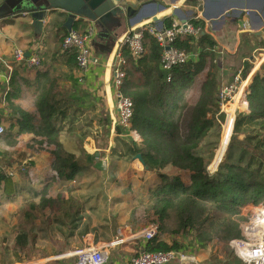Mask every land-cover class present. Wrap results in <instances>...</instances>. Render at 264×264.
Listing matches in <instances>:
<instances>
[{"label": "crops", "instance_id": "obj_1", "mask_svg": "<svg viewBox=\"0 0 264 264\" xmlns=\"http://www.w3.org/2000/svg\"><path fill=\"white\" fill-rule=\"evenodd\" d=\"M162 2L168 7L158 13L162 23L167 17L178 19L170 14L173 6L180 8L181 16L198 17L203 22V34L210 35L215 41L214 53L230 57L233 60L231 68L243 78L247 77L246 96L250 106L247 110L251 111L238 112L241 116L253 114L256 103L251 97L250 85L255 77H264V0ZM202 12H205L204 16ZM65 22L66 15L62 9L50 10L38 36L28 15H11L0 21V125L5 127L4 134L0 136V171L12 179V189L8 193L4 191L3 180H0V206L6 202L22 203L24 198L40 195L46 188L48 196L62 194L64 199L69 196L74 199L71 210L44 209L41 220H35L30 227L33 241L24 249L14 246L20 228L5 229L0 236V264H76L75 252L94 245L106 246L107 253H110L106 264H128L137 255L135 250L140 252L145 242L133 239L144 224L138 221L137 210L144 207L142 213L155 218L145 206L151 192L161 183L160 173L144 167L136 154L131 157L124 155V143L129 141L128 138L140 141V135L136 138L128 130L119 132L120 127L116 125L111 64L118 43L110 52L96 47L99 54L107 57L106 65L90 67L80 78L79 70L61 49V40L68 32ZM80 22L90 23L80 19L74 25ZM147 22L149 20L144 18L135 26ZM126 31L128 27L123 26L120 34ZM38 46L40 66L14 60L15 48L22 49L24 55H31ZM198 51L190 53L189 59L197 61ZM48 80L51 82L50 99L61 101L67 109L64 115L56 112L52 121L59 127V141L81 162H86L82 153L105 157V168L100 158L98 160V170L104 168L100 175L91 165L90 173L76 183L59 179L52 168L54 145L47 144L45 137L36 132L40 129L41 118L34 103ZM197 85L196 81L188 91ZM21 116H28V130L20 131ZM225 137L223 133L212 165L223 153L227 143L223 141ZM168 167V172L162 170L161 173L178 177L184 185L190 184L189 171ZM193 238V235L183 233L161 235L166 243L176 242L181 251L186 250L193 255L189 259L191 264H203L215 252L214 245L197 244ZM189 261L184 264H189Z\"/></svg>", "mask_w": 264, "mask_h": 264}, {"label": "trees", "instance_id": "obj_2", "mask_svg": "<svg viewBox=\"0 0 264 264\" xmlns=\"http://www.w3.org/2000/svg\"><path fill=\"white\" fill-rule=\"evenodd\" d=\"M173 21L171 17L165 18L163 27H170ZM190 22L200 32L203 31L201 20L192 18ZM87 26L88 23L80 22L74 25L73 30L83 33ZM143 43L144 53L138 58L133 57L126 47L122 49L126 76L121 88L133 104L130 128L136 130L142 139L138 143L128 138L129 141L124 143V155L131 157L141 154L145 166L159 172L161 177V183L151 192L146 205L157 222V234L143 243L142 250H180L181 246L176 242L168 244L161 239L164 233L172 236L193 233V239L200 244H207L214 238L227 240L239 237L242 221L240 208L249 204H264V77L253 79L250 89L256 106L253 107V114L241 116L236 127L246 142H253L258 152L250 153L248 157L245 152H241L236 158L237 163L226 159L214 174H210L198 149L218 111L213 74L208 72L206 75L193 105L188 103L187 97L199 73L206 68L207 57L214 56L215 41L206 33L197 37H177L173 43L176 49L189 55L194 50L199 51L197 61L189 59L182 65L174 66L169 72V80L168 72L159 66L161 47L148 34L144 36ZM63 52L76 66L74 50ZM50 84V80L46 81L35 97L34 103L41 118L40 129L36 132L44 136L48 144L54 145L52 168L57 177L76 181L90 170V162L95 163L99 157L82 153L87 159L84 163L80 158L76 159L75 154L65 150L58 138L59 127L52 121L55 120L56 112L64 115L67 109L61 101L50 99ZM19 125L20 131L28 130V116H21ZM118 130L127 129L120 127ZM229 157L234 158V154ZM168 164L188 170L190 184L184 185L178 177L168 178L161 173L160 170ZM0 180L4 182V191L10 192L12 179L0 171ZM47 193L48 188L40 195L34 194L23 199L20 214L29 226L26 228L22 223L19 227L14 240L16 249H24L33 241L30 225L43 216L44 209L63 212L72 209L74 199L71 196L64 199L62 194L52 197Z\"/></svg>", "mask_w": 264, "mask_h": 264}, {"label": "built area", "instance_id": "obj_3", "mask_svg": "<svg viewBox=\"0 0 264 264\" xmlns=\"http://www.w3.org/2000/svg\"><path fill=\"white\" fill-rule=\"evenodd\" d=\"M199 19L198 17H193ZM192 18H188L185 23H181L178 19H174L170 27H159L153 23L147 22L133 27L119 41L117 51L114 54L111 64V87L114 98V107L116 111V125L126 128L130 131V135L139 136L136 130L131 129V118L133 112V104L129 97L123 94L122 86L126 76L123 68L122 49L126 47L130 50L133 57L138 58L144 53L143 39L146 34L152 36L161 47L159 56V66L168 72L167 79L170 78V70L174 66L182 65L189 60V54L183 50L176 49L173 46L174 41L180 36L197 37L200 29L196 28L191 22ZM138 28V31L134 30ZM94 33L91 23L88 24L85 32L71 30L66 33L61 42L63 51L74 50L76 54V66L80 72V78L89 70L92 65V50L89 41ZM39 46L32 52L29 57H25L24 52L20 48L13 50V58L16 62L25 61L29 66H39ZM246 79L237 74L232 82L220 92V101L225 98L232 99V94L241 95L243 101L236 102L238 107L243 102L248 103L247 83ZM246 98V99H245ZM240 103V104H239ZM5 132V127L0 125V136ZM11 173V172H10ZM157 224L148 226L140 235L143 241H148L157 234ZM254 228L245 226L243 228V239H236L233 243L235 254L239 258L240 264H264V237L252 235ZM103 245H94L88 248H82L75 252L77 256L76 264H106L108 261V253ZM177 261L184 264L189 258L181 250H169L158 252H145L141 250L137 255L130 259L128 264H169Z\"/></svg>", "mask_w": 264, "mask_h": 264}, {"label": "rangeland", "instance_id": "obj_4", "mask_svg": "<svg viewBox=\"0 0 264 264\" xmlns=\"http://www.w3.org/2000/svg\"><path fill=\"white\" fill-rule=\"evenodd\" d=\"M216 53H214V56L212 57H207L206 62H205L206 68L203 69L202 72L199 73V77L197 80L198 82L197 88L189 92V95L187 97L188 103L193 105L197 101L198 95L201 90V86L204 80L206 79V75L208 74V72L213 74L212 78L215 81L216 88H217L218 111L216 113V116H215L216 118L213 122L212 127L208 130L205 138L199 144V149H198L200 151V154H202L204 157V160L206 162V169L209 171L210 174H214L218 170L220 163L226 159L230 160L233 163H237L236 158L239 157V154L241 152H245L247 157L250 155V153L255 154L258 152L253 142L249 144L248 142L245 141L244 136H242L236 131L237 123H238L239 117L241 116V113L238 111L247 110V108L250 107L248 106V103L247 104L243 102L241 104L239 103L241 106L238 107V103H237L238 101L237 102L235 101L238 94H232L233 99L225 98L224 101L219 100L221 99L220 92L224 90V88L227 87L232 82L233 78L237 75V73L236 71H234V68L233 69L231 68L233 60L230 59V57L226 56L225 54L220 55ZM245 79L247 80V77H245ZM239 97L240 96L238 95V98ZM230 105H233L232 108ZM247 111L249 112L251 111V109ZM223 133L226 136L225 140L223 141L224 143L225 142L227 143L218 161H216L215 165H212L214 159L216 158L217 150L220 147ZM141 140L137 142L140 143ZM142 146L144 145L142 144ZM234 147L236 148L235 150H234ZM232 153L234 154V158L229 157L230 155H232ZM99 158L101 162L103 163L102 165L105 168L107 164L106 158L103 156ZM90 163L92 165L94 172L97 175H100L101 173H103L104 168H101L100 171L98 170L99 169L97 167V165L99 166L98 159H96L95 163L93 162L94 164L92 162ZM168 166L174 167L179 171L186 170V169H180L174 165L168 164L163 169H161L160 172L162 170L165 172H168L169 170ZM89 171H86L83 174L84 175L88 174L90 173ZM163 174H165L168 178L174 177L166 173H163ZM84 175H82L81 178L79 177L78 180L80 181ZM78 180H76V183L78 182ZM21 206L22 204L20 202L18 203L6 202L0 206V236L1 237L3 236V231L5 229L6 230L16 229V227H20L22 223L23 225L26 226V228H28L29 224L24 222L23 217L20 214ZM263 207H264L263 203H259L257 205L249 204V205L242 206L240 208V214L242 215V221L240 223V236L233 237L227 240L225 239L218 240L217 238H214L213 240L208 242V243H213L215 252L212 253V255L207 260V262H204L203 264H207V263L240 264L239 258L235 254L233 243L235 242L236 239H243V236H244L243 228L245 226L254 228V230L251 232L252 235H255L258 237H262V236L264 237V214L259 216V213H260L259 210H261ZM141 210L144 211V207ZM141 210H137L138 211L137 218L140 223H144V224L134 234L133 239L135 240L142 239L140 237L141 233L148 226L157 223L155 221V218L146 217L144 212L142 213ZM36 220H41V219H36ZM187 234L190 236L193 235V233L192 234L187 233ZM135 251L137 252V254L139 253L138 249H136ZM182 251L186 254V256L189 259L194 257L193 255L191 256V254L188 253L186 250H182ZM109 257H110V253L108 252V259ZM76 259H77V256H76ZM189 262H190L189 264H191L192 261H189Z\"/></svg>", "mask_w": 264, "mask_h": 264}, {"label": "water", "instance_id": "obj_5", "mask_svg": "<svg viewBox=\"0 0 264 264\" xmlns=\"http://www.w3.org/2000/svg\"><path fill=\"white\" fill-rule=\"evenodd\" d=\"M53 9H62L65 13L68 32L80 19L92 24L94 33L89 41L92 50L91 67H99L106 65L107 57L99 54L96 47L105 48L110 52L113 45L116 42L119 44L123 36L131 31L132 26L144 18L163 27L162 17L158 16V13L166 11L168 7L162 0H0V21L11 15H28L35 34L39 36L43 31L47 13ZM179 11V7L173 6L170 14L185 23L188 18L181 16ZM202 15L204 16L205 12H202ZM123 26H127L128 31L120 34ZM134 31L137 32L138 28ZM202 34L201 31L199 35ZM29 56L30 54L25 53V57ZM135 157L146 167L141 154L138 153Z\"/></svg>", "mask_w": 264, "mask_h": 264}, {"label": "bare ground", "instance_id": "obj_6", "mask_svg": "<svg viewBox=\"0 0 264 264\" xmlns=\"http://www.w3.org/2000/svg\"><path fill=\"white\" fill-rule=\"evenodd\" d=\"M239 96H240V97L238 98V95H237V97H236V99H235V100L238 101V102L242 100V99H241V95H239ZM232 99H233V98H232ZM230 103H231V102H230ZM233 103H234V102H233ZM230 106H231V108H232L233 105H230ZM259 212H260V213H259V216H260V215H263V214H264V207H263L261 210H259ZM253 234H254V233H253Z\"/></svg>", "mask_w": 264, "mask_h": 264}]
</instances>
